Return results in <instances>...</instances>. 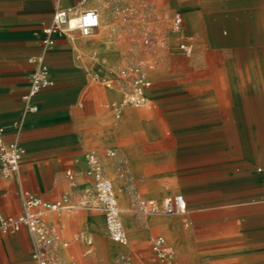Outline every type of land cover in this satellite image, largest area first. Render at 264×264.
I'll return each mask as SVG.
<instances>
[{"label": "rangeland", "instance_id": "rangeland-1", "mask_svg": "<svg viewBox=\"0 0 264 264\" xmlns=\"http://www.w3.org/2000/svg\"><path fill=\"white\" fill-rule=\"evenodd\" d=\"M91 7L100 25L88 37L78 30L70 36L90 59L87 80L99 75L90 81L104 97L93 118L95 133H107L117 146H107L114 155L106 149L98 156L114 184L129 242L108 236L103 213L92 206L94 180L86 169L68 174L63 168L65 187L55 199L65 196L67 206L47 216L61 240L50 264H126L125 258L165 264L152 248L158 233L176 249L175 264L236 263L223 238L227 219L243 218L254 205L234 203L231 216L222 205L230 193L237 200L254 173L264 178V0H100ZM177 9L184 13L181 30L173 24ZM182 41L192 43L190 55L180 49ZM138 76L152 82L148 100L117 116L112 103ZM260 186L264 198V180ZM177 192L187 198L185 213L132 210L140 197L161 202ZM260 205L256 218L264 224Z\"/></svg>", "mask_w": 264, "mask_h": 264}, {"label": "crops", "instance_id": "crops-1", "mask_svg": "<svg viewBox=\"0 0 264 264\" xmlns=\"http://www.w3.org/2000/svg\"><path fill=\"white\" fill-rule=\"evenodd\" d=\"M98 1L0 0V125L6 141L17 138L25 148L19 170L8 177L0 174V214L21 213L25 192L47 201L57 200L65 187L60 172L63 168L68 172L80 167L87 171L86 150L95 149L97 152H93L98 155L107 149V155H111L110 151L115 154L107 146H117V141L108 143L107 133H95L97 126L93 118L103 109L104 97L91 83L98 82L94 74L91 82L87 80L90 59L80 50L82 43L71 38L72 34L64 33H56L55 42L49 47L42 41V27L52 22L57 8L74 7L82 11L95 8L91 5ZM177 11L184 17L182 9ZM41 56L53 84L32 97L37 109L26 111L25 95ZM18 123H21L20 129ZM120 162V156L112 158L114 168ZM251 177L243 182L246 188L238 193L237 200L231 197L232 193H227L230 198H225V202L228 203H222L223 208L234 203L240 208L254 205L241 212L245 219H235L230 213L232 208L228 209L231 217L227 219L228 232L223 233V238L231 250L230 258L236 260L234 264H264V224L256 218L262 212L260 204L264 203L258 191L264 178L258 173ZM185 199L188 205L186 196ZM248 217L256 219L248 221ZM157 235L166 238L162 233ZM34 244L26 227L14 233H0V264H34Z\"/></svg>", "mask_w": 264, "mask_h": 264}, {"label": "built area", "instance_id": "built-area-1", "mask_svg": "<svg viewBox=\"0 0 264 264\" xmlns=\"http://www.w3.org/2000/svg\"><path fill=\"white\" fill-rule=\"evenodd\" d=\"M183 15L176 11L173 16V24L177 30L183 27ZM100 24V13L95 8H87L77 11L74 7H59L55 10L52 22L42 27V41L45 47L55 42L56 33L71 34L78 30L83 37L93 34ZM180 49L184 54L190 55L193 51L192 43L182 41ZM38 67L31 76V83L25 95L26 111H34L37 105L32 102V97L42 88L53 84L47 65L43 57L37 59ZM93 78L99 80V75ZM152 85L150 79L138 76L133 80V87L127 91L120 101L112 103L113 110L120 116L127 106H141L148 100V91ZM21 123H18L20 129ZM25 154V148L19 139L6 141L4 130L0 125V174L8 177L16 173ZM110 154H114L110 151ZM87 172L93 177L96 200L93 207L101 210L104 215L106 229L109 237L120 244L129 242L127 231L121 217V208L114 190L112 180L105 173L99 156L94 152L86 154ZM68 174L71 171L67 172ZM65 196L55 201H47L30 192L23 194V211L17 215L0 214V233H14L22 227H26L35 243L33 251L34 264H50L53 250L59 247L61 242L56 233V228L46 220L47 213L60 210L67 206ZM187 203L184 194L177 193L165 196L161 202L155 198L140 197L132 204L134 212L143 214H175L185 213ZM67 245V241H62ZM152 248L158 260L165 264H175V250L163 235L152 238ZM126 264L130 261L125 258Z\"/></svg>", "mask_w": 264, "mask_h": 264}, {"label": "bare ground", "instance_id": "bare-ground-1", "mask_svg": "<svg viewBox=\"0 0 264 264\" xmlns=\"http://www.w3.org/2000/svg\"><path fill=\"white\" fill-rule=\"evenodd\" d=\"M100 21H101V19H100ZM100 25V24H99Z\"/></svg>", "mask_w": 264, "mask_h": 264}]
</instances>
